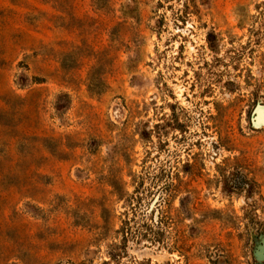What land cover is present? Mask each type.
<instances>
[{
	"label": "rangeland",
	"instance_id": "obj_1",
	"mask_svg": "<svg viewBox=\"0 0 264 264\" xmlns=\"http://www.w3.org/2000/svg\"><path fill=\"white\" fill-rule=\"evenodd\" d=\"M0 264H264V0H0Z\"/></svg>",
	"mask_w": 264,
	"mask_h": 264
}]
</instances>
